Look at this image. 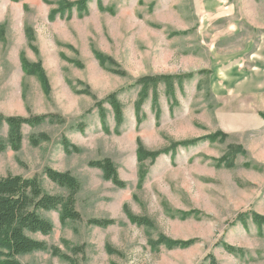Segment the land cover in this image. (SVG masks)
I'll return each mask as SVG.
<instances>
[{"label":"rangeland","instance_id":"rangeland-1","mask_svg":"<svg viewBox=\"0 0 264 264\" xmlns=\"http://www.w3.org/2000/svg\"><path fill=\"white\" fill-rule=\"evenodd\" d=\"M78 1L0 0V114L66 121L24 126L21 149L0 153V177H38L52 195L68 192L47 178V168L81 183L82 219L61 222L57 212L43 213L54 230L34 238L54 250L18 261L264 264V226L237 223L244 213L264 216V0H90L85 12H59ZM24 60L42 71L24 73ZM188 74L193 78L176 85L174 95L161 85L157 107L151 95L136 112V81ZM113 94L125 122L116 130L106 105L107 132L96 107ZM81 122L84 132L70 129ZM41 134L51 141L33 146ZM218 134L226 137L206 140ZM63 137L82 152L66 153ZM0 138L9 139L8 126L0 127ZM193 141L154 161L137 160L140 146L164 151ZM237 149L244 152L233 163L224 160ZM101 159L115 163L125 188L89 166ZM129 212L149 226L133 224ZM92 219L117 224L94 227ZM162 237L193 244L154 247Z\"/></svg>","mask_w":264,"mask_h":264},{"label":"trees","instance_id":"trees-1","mask_svg":"<svg viewBox=\"0 0 264 264\" xmlns=\"http://www.w3.org/2000/svg\"><path fill=\"white\" fill-rule=\"evenodd\" d=\"M90 0H80L78 2H65L63 8L59 11L63 13L65 9L71 11L76 8L80 12H85L88 9ZM101 7V6H100ZM55 12L52 13V16ZM51 16V18H53ZM23 72L26 74L39 72L42 68L40 65L29 64L25 60L22 64ZM42 71V70H41ZM43 73V72H42ZM44 84L46 78L44 75L40 77ZM192 74L178 76H149L136 81L135 85L140 88L138 101L136 103V112H142V107L150 99L151 95L153 104L157 107L159 103L158 91L161 85H165L167 96L174 95L176 85L182 87L184 82L191 80ZM113 113L116 130H119L125 122V109L118 94H113L106 100L97 104V110L100 121L103 127L109 132L107 119L110 110ZM54 121L61 125L66 123L62 117L55 115L33 116L29 118L22 117H6L0 114V127L6 125L9 128V139L0 138V153L8 149L19 151L22 147L24 135L23 127H35L45 123V121ZM138 119L139 115H138ZM87 125L84 122L71 124L70 129L84 132ZM219 137L225 138L226 135L218 134L206 138V140L216 141ZM51 139L47 134H41L31 140V144L35 147L42 143L50 142ZM197 141L180 142L175 144L171 150L164 151H149L140 146L137 150V160L143 163L146 160H156L163 154H168L170 151L175 152L179 147L187 148L196 145ZM63 149L68 154H80L82 149L73 144L67 137L61 140ZM242 150L237 149L230 152L224 159L228 163H233L236 155ZM244 151H242L243 153ZM91 168L102 171L104 178L112 182L119 188H125L126 183L121 180L118 168L110 159L94 160L89 162ZM141 181H143L146 171L142 170ZM47 178L59 188L66 190L67 195H52L43 185V182L38 177L24 178L22 176L0 177V264H21L18 257L29 255L35 252H48L54 250L46 242L35 239V235L48 236L54 230L53 223L44 217L43 213L57 212L61 222L65 221H80L81 214L76 209V195L81 190L80 181L70 173H62L56 170L47 168L45 170ZM128 218L133 224L140 227L149 226L146 219L135 216L131 212L128 213ZM259 228L264 226V216L255 213H244L239 215L238 222L247 227L248 220ZM89 224L94 227L108 228L117 224L113 219H92ZM193 242L175 241L166 237L160 238L153 246L156 248L166 247L168 249L188 248ZM230 252H237L236 248L224 245ZM57 253H59L57 251ZM1 257L3 259H1Z\"/></svg>","mask_w":264,"mask_h":264},{"label":"crops","instance_id":"crops-1","mask_svg":"<svg viewBox=\"0 0 264 264\" xmlns=\"http://www.w3.org/2000/svg\"><path fill=\"white\" fill-rule=\"evenodd\" d=\"M260 46L262 47V49H264V36H263L262 43Z\"/></svg>","mask_w":264,"mask_h":264}]
</instances>
